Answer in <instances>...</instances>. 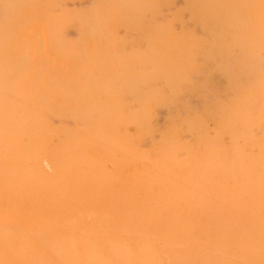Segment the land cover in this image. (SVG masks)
<instances>
[{"label":"bare ground","instance_id":"bare-ground-1","mask_svg":"<svg viewBox=\"0 0 264 264\" xmlns=\"http://www.w3.org/2000/svg\"><path fill=\"white\" fill-rule=\"evenodd\" d=\"M0 215L17 264H264V0H0Z\"/></svg>","mask_w":264,"mask_h":264},{"label":"rangeland","instance_id":"rangeland-1","mask_svg":"<svg viewBox=\"0 0 264 264\" xmlns=\"http://www.w3.org/2000/svg\"><path fill=\"white\" fill-rule=\"evenodd\" d=\"M3 216V215H2ZM4 217V216H3ZM2 217H1V215H0V219H1ZM5 218V217H4ZM6 220H7V218H5ZM5 219H1L0 220V230L2 229V230H4L2 233H1V231H0V235H2L4 232H5V230L7 229H11V227H12V229H13V231H15L16 230V228L14 229V222L13 223H8V221H6ZM12 220H10V222H11ZM11 226V227H10ZM17 228H21L20 226H18ZM6 230V231H7ZM10 231H12V230H10ZM16 231H18V230H16ZM20 232L21 231H18L17 233L19 234V236H17L18 234H16V232H14V233H12L11 232V237H13V235H15L12 239H10V238H8V236H6V235H8L9 234V236H10V233H9V231L8 232H6V234H5V236L4 235H2V238H3V236H4V238L5 237H7V239H6V242H4V240H2V241H0L1 243H0V252H2V253H0V254H2V257H1V259H3V257H4V260H1V261H3V263L4 264H17V258H16V256L17 255H14L13 253H15L16 254V251L15 252H13L18 246H19V242H20V246L22 245V241L20 240H18L17 238H20L21 236H20ZM15 238L17 239V241H19V242H17L16 240H15ZM0 239H1V236H0ZM8 239H10V241H9V243H11L10 244V247H11V245H13V249H11L10 247V249L11 250H13L12 252H9L10 251V249L7 247L8 245H7V241H8ZM23 240V239H22ZM6 244V245H5ZM3 245H4V248H3ZM18 245V246H17ZM19 246V247H20ZM7 247V248H6ZM9 252V253H8ZM20 254V253H19ZM17 257H20V255L19 256H17ZM0 261V262H1ZM6 262V263H5ZM2 263V264H3Z\"/></svg>","mask_w":264,"mask_h":264}]
</instances>
